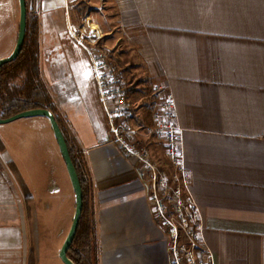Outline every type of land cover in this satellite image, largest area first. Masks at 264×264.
Returning a JSON list of instances; mask_svg holds the SVG:
<instances>
[{
    "label": "crops",
    "instance_id": "1",
    "mask_svg": "<svg viewBox=\"0 0 264 264\" xmlns=\"http://www.w3.org/2000/svg\"><path fill=\"white\" fill-rule=\"evenodd\" d=\"M26 1L38 17L43 80L90 171L99 264H170L169 240L147 173L112 141L91 58L73 33H94L115 59L127 46L146 85L174 94L187 182L215 264H264V0H101L103 28L92 8L83 18L81 0ZM138 125L145 134L153 126L145 117ZM36 136L70 182L47 118L0 125V264L42 262L34 187L48 170L24 158ZM61 248L52 264H63Z\"/></svg>",
    "mask_w": 264,
    "mask_h": 264
},
{
    "label": "built area",
    "instance_id": "2",
    "mask_svg": "<svg viewBox=\"0 0 264 264\" xmlns=\"http://www.w3.org/2000/svg\"><path fill=\"white\" fill-rule=\"evenodd\" d=\"M73 37L91 58L112 141L148 175L154 216L169 240L170 264H215L214 254L204 239L200 209L187 182L183 131L177 122L174 94L158 86L151 104L153 126L148 130L164 145L167 164L163 165L150 149L135 142L128 120L135 109L127 92L130 79L113 63L106 47H98L95 40L87 42L76 33Z\"/></svg>",
    "mask_w": 264,
    "mask_h": 264
},
{
    "label": "rangeland",
    "instance_id": "3",
    "mask_svg": "<svg viewBox=\"0 0 264 264\" xmlns=\"http://www.w3.org/2000/svg\"><path fill=\"white\" fill-rule=\"evenodd\" d=\"M89 1L90 0H81L80 2V12L83 18L88 15L89 10L92 8V12L95 14L92 22L96 20L101 24L102 28L103 26L106 27L108 19L104 16L105 14L101 15L100 13H96L98 12V4L101 0H94L97 2L94 5L89 4ZM31 12L33 13L31 17H33L35 13L32 10ZM111 14H115V11H112ZM19 21V0H15L14 2L0 0V59L8 57L14 50L18 38ZM80 23L82 26L83 21ZM90 34L91 33L80 35L87 42L97 39L96 36H93L94 33L92 36H90ZM120 52L121 54L118 56L119 64L117 67L130 79V82L133 83L134 91L137 92L136 95L133 94L130 96L131 102L135 104V109L133 111V116L128 119L131 130L134 131L135 142L140 147L152 149L155 153V159L161 161L163 165L167 164L163 143L153 132L148 130L147 134H145L142 125H138L139 119L145 117V114H147L145 111L146 103L149 101V104H151L155 101V96L153 94L154 88L151 85L143 84L147 79L145 78L143 68L139 66L137 55L127 48V46H121L118 53ZM113 63L115 64V60H113ZM42 141L41 138H37L36 136L35 141L31 143L24 158L27 165L33 167L44 166L46 170H48V175L45 177L44 184L34 187L37 194L38 210L34 223L35 228L32 243L35 249L36 247L39 249L42 260L41 264H52L51 258L53 256L55 257L69 233L76 205L71 187L72 184H69L70 182L68 179L66 186L63 185L53 153L48 148V145ZM147 143H150V145ZM62 167L67 169L63 159ZM66 173L68 175L67 170ZM30 189H32V187H30ZM66 190H68L70 196L66 195Z\"/></svg>",
    "mask_w": 264,
    "mask_h": 264
},
{
    "label": "trees",
    "instance_id": "4",
    "mask_svg": "<svg viewBox=\"0 0 264 264\" xmlns=\"http://www.w3.org/2000/svg\"><path fill=\"white\" fill-rule=\"evenodd\" d=\"M27 32L25 43L19 57L12 63L0 68V118L8 119L19 113L33 109H47L54 113L67 141L71 158L76 167L82 190L84 207L79 229L70 247L68 256L75 264H99L98 237L94 217L92 179L83 152L76 139L71 137L60 120L51 92L43 80L39 60V25L35 14L27 2ZM114 60L115 58H112ZM118 66L119 59H115ZM143 84H146L144 82ZM133 83L128 95H136ZM152 104V103H151ZM145 105V121L151 124L152 105ZM30 264H36L34 256Z\"/></svg>",
    "mask_w": 264,
    "mask_h": 264
},
{
    "label": "water",
    "instance_id": "5",
    "mask_svg": "<svg viewBox=\"0 0 264 264\" xmlns=\"http://www.w3.org/2000/svg\"><path fill=\"white\" fill-rule=\"evenodd\" d=\"M19 6H20V21H19V32H18L17 42H16L13 52L8 57L0 59V68H2L3 66L7 64L14 62L21 54L24 43H25L26 32H27V14H28L27 1L19 0ZM37 117L47 118L51 124V128L53 130L57 144L59 146L61 156L65 162L67 172L70 178V182L72 184V188L75 194V205L76 206H75V214H74L73 222L69 230V233L59 252V258L61 259L63 264H75L69 258L68 252L76 238L79 225H80V221H81V217H82V213H83V207H84L83 190H82L81 182H80L76 167L70 155L67 141L65 139V136L61 130V127L54 113L47 109H33V110L19 113L8 119L0 118V125H7L10 123L16 122L18 120H21V119H29V118H37Z\"/></svg>",
    "mask_w": 264,
    "mask_h": 264
}]
</instances>
